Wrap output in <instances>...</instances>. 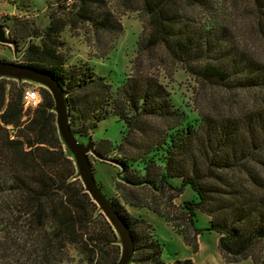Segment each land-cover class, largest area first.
I'll return each instance as SVG.
<instances>
[{"label":"trees","instance_id":"trees-1","mask_svg":"<svg viewBox=\"0 0 264 264\" xmlns=\"http://www.w3.org/2000/svg\"><path fill=\"white\" fill-rule=\"evenodd\" d=\"M74 1L76 16L100 32L120 28L102 1L94 13L89 6L97 0ZM117 1L143 22L133 69L119 85L86 65L65 67L58 53L62 25L57 19H51L38 45L26 46L21 65L45 71L58 82L69 102L70 127L80 137L91 138L92 129L109 116L122 123L118 143L94 145L102 156L116 155V188L127 194L107 199L134 243L130 264H166L150 225L131 218L123 207L136 206L132 191L175 198L186 188L193 198L181 204L180 212L194 234H178L194 253L199 212L209 220L204 230L218 235L226 264H264V0H249L253 34L263 52L256 56L230 27L233 15L224 0ZM157 50L160 63L179 66L200 91L216 92V98L208 99V111L192 117L176 108L159 79L137 68L142 57ZM23 91L13 80L0 79V233L25 264H62L70 251L81 264H115L117 237L77 178L57 132L50 95L40 89L41 103L24 113ZM243 94L247 103L237 108L234 100Z\"/></svg>","mask_w":264,"mask_h":264},{"label":"rangeland","instance_id":"rangeland-1","mask_svg":"<svg viewBox=\"0 0 264 264\" xmlns=\"http://www.w3.org/2000/svg\"><path fill=\"white\" fill-rule=\"evenodd\" d=\"M100 1L112 11L114 20L119 23V29L114 33L100 32L85 19L77 17V4L74 0H29L20 3L14 0H0V25L7 27L9 36L15 42L13 46L0 45V60L17 64H24V50L27 45H38L43 31L49 26L51 19L60 21L61 31L58 33V53L63 57L65 67L86 65L98 76L104 77L113 86L119 85L132 71V62L136 56V48L143 33V22L136 12H125L117 0H97L89 6L91 12L96 11ZM228 13L233 15L230 27L241 41L244 49L253 56L263 55L261 45L253 34L255 16L251 10L249 0L221 1ZM100 11V10H99ZM233 19V20H232ZM161 55L157 50L147 57H142L137 68L142 73L156 76L165 86L172 104L195 117L197 112L208 111V99L216 92L198 88L194 80L179 66L167 62L160 63ZM23 89L35 88L40 95V88L30 83H22ZM42 101V100H41ZM237 108L247 103V94L239 95ZM41 103V102H40ZM123 130L122 123L115 117L109 116L99 122L90 132L94 143L103 140L112 144L118 143ZM116 158V155H109ZM90 163L94 179L103 194L109 199H120L127 192L116 188L118 169L107 163H101L90 156ZM177 182V181H176ZM133 204L124 205L126 213L135 219H142L150 225V235L161 247V259L166 264L175 260L189 259L193 264H226L218 251V235L204 230L208 225V218L197 212L195 227L201 229L196 238L197 252L185 244L178 231L190 238L193 236L187 220L181 215L180 206L184 201L193 198V193L186 188L182 195L169 198L170 194L152 195L145 190L132 191ZM138 201V202H136ZM142 205V206H139ZM150 208L157 209L171 221L178 224L177 228L165 220L164 217L153 213ZM100 233L103 231V224ZM9 239L0 233V264H25L21 256L10 247ZM105 250H110L106 248ZM62 264H81L80 258L74 251L68 252V261ZM234 264H251L249 260Z\"/></svg>","mask_w":264,"mask_h":264},{"label":"water","instance_id":"water-1","mask_svg":"<svg viewBox=\"0 0 264 264\" xmlns=\"http://www.w3.org/2000/svg\"><path fill=\"white\" fill-rule=\"evenodd\" d=\"M0 45L16 48L15 42L10 39L7 27L1 25ZM0 79L13 80L18 85L30 83L38 86L40 89H44L50 95L53 102L52 112L55 116L57 132L63 143V147L70 154V159L73 160L77 178L80 180L87 195L97 207L98 212L104 217L117 237L120 255L115 264H130L134 254V243L129 229L116 214L107 197L95 181L90 156L98 162L107 163L113 167H118L116 162L109 158V155L102 156L98 154L95 150L94 142L90 137H80L72 131L67 96L63 93L58 82L50 74L30 66L0 60ZM116 178L117 181H120L118 173Z\"/></svg>","mask_w":264,"mask_h":264},{"label":"built area","instance_id":"built-area-1","mask_svg":"<svg viewBox=\"0 0 264 264\" xmlns=\"http://www.w3.org/2000/svg\"><path fill=\"white\" fill-rule=\"evenodd\" d=\"M41 97L35 88H26L22 93V108L23 112L34 110L39 106Z\"/></svg>","mask_w":264,"mask_h":264}]
</instances>
